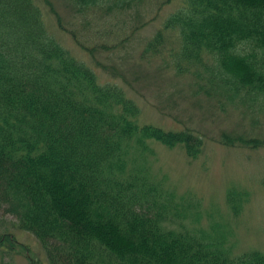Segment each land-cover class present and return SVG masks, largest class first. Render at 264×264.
<instances>
[{
	"label": "trees",
	"instance_id": "1",
	"mask_svg": "<svg viewBox=\"0 0 264 264\" xmlns=\"http://www.w3.org/2000/svg\"><path fill=\"white\" fill-rule=\"evenodd\" d=\"M47 1L57 27L91 61L55 39L36 0H0V206L38 239L49 264H264L259 249L233 254L230 226L201 227L200 210L150 168L151 140L180 144L191 157L202 145L187 127L141 122L132 78L102 60L126 49L144 22L124 35L129 22L115 18L82 40ZM64 1L83 31L94 28L91 12L101 20L150 0ZM171 33L176 46L167 43ZM140 49L142 56L166 50L176 72L196 67L200 79L205 71L199 91L219 89L249 113L264 105V0H182ZM221 142L264 146L244 133H223ZM248 198L226 191L232 216ZM3 243L13 244L0 236Z\"/></svg>",
	"mask_w": 264,
	"mask_h": 264
},
{
	"label": "rangeland",
	"instance_id": "2",
	"mask_svg": "<svg viewBox=\"0 0 264 264\" xmlns=\"http://www.w3.org/2000/svg\"><path fill=\"white\" fill-rule=\"evenodd\" d=\"M36 1L55 39L79 59L91 61V57L74 43L71 36L57 27L49 5L44 0ZM163 1H145L132 5L124 14H104L101 20L99 12H91L88 17L94 28L83 31L79 22L74 21L64 0L47 2L67 26L77 30L82 40L86 38L85 31L91 33L115 18L129 22L124 35L129 34L125 32H131L138 21L144 22L129 35L131 38L126 49L117 46L111 58L102 60L108 64L114 63L132 78L133 89L130 93L140 105L141 122L164 129L182 130L187 127L198 136L202 145L196 157H191L180 144L170 147L151 140L153 154L149 158L150 168L157 179L164 178L165 185L174 190L176 196L189 199L200 210L201 227L208 229L212 220L230 226L235 234L232 238L233 254L250 249L264 251V187L261 184L264 179V146L254 148L221 142L223 133H244L245 136L264 138V105L254 104L255 108L249 113L236 101H224L225 96L218 93L219 89H210L211 93H207L205 89L208 84L199 91L196 84H206L208 74L203 71L198 79L193 73L196 67L189 66L183 72H176L172 64L166 65L163 60L166 57L171 63L166 50L158 55H140V46L144 41L162 26L170 12L182 4V0ZM137 14L140 15L139 20H136ZM175 37L170 34L168 45L176 46ZM107 42H112V39L109 38ZM96 55L99 58L102 56L98 52ZM210 57H204L207 63L212 62ZM232 187L249 193L248 201L238 216H232L227 207L226 191ZM188 219L184 223L192 225ZM0 236L9 237L13 243L11 246L3 243V247H0V264H49L38 239L29 231L20 229L17 218L6 212L3 206H0Z\"/></svg>",
	"mask_w": 264,
	"mask_h": 264
}]
</instances>
